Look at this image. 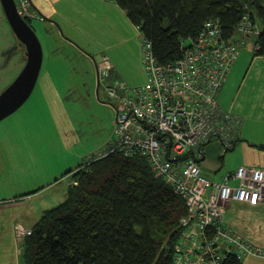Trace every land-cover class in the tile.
Masks as SVG:
<instances>
[{
	"label": "built area",
	"instance_id": "1",
	"mask_svg": "<svg viewBox=\"0 0 264 264\" xmlns=\"http://www.w3.org/2000/svg\"><path fill=\"white\" fill-rule=\"evenodd\" d=\"M14 2L22 17L42 21L28 13V0ZM201 26L195 39L181 45L174 64H160L150 42H142L146 81L133 90L118 80L106 88L107 104L114 111L110 144L85 165L114 153L142 157L154 178L183 200L186 215L179 221L172 264H222L229 255L239 261L264 259L263 248L225 223L231 203H264V169L241 165L222 181L211 180L200 169L205 145L216 142L224 153L240 138L241 118L223 110L218 94L244 39L258 33L257 24L245 12L229 37L218 20L208 19ZM110 69L108 62L96 65L99 81ZM14 233L20 243L32 232L16 225Z\"/></svg>",
	"mask_w": 264,
	"mask_h": 264
},
{
	"label": "rangeland",
	"instance_id": "2",
	"mask_svg": "<svg viewBox=\"0 0 264 264\" xmlns=\"http://www.w3.org/2000/svg\"><path fill=\"white\" fill-rule=\"evenodd\" d=\"M76 6L78 15L72 8L63 11L64 7L58 9L53 18H47L39 25L35 20L29 21L43 48L44 64L31 96L21 108L0 122L1 203L28 199L40 189L42 195L36 198L41 201L40 205H36L39 209L43 206L48 211L56 208L69 190L65 197L67 200L74 187L69 189L71 177L77 182L73 174L75 170L57 180L67 170L71 171V166L76 167L82 158L92 154L86 153L91 145L83 141L76 144L72 140L74 135L65 140L67 144L62 142L61 137L66 134L64 129H80L85 136L90 137L93 134L101 136L112 129L114 120V112L98 103V95L101 102L109 100L101 96L102 87L96 95L94 62L97 65L108 62L112 68L114 66V71L122 74L125 85L131 90L143 86L146 81L139 33L115 2L78 0ZM57 7L60 8L59 5ZM17 10L20 11L18 6ZM3 14L0 11V27L3 28L0 30V94L12 85L26 62L24 47L10 56H2L4 51L13 48L14 43ZM72 21L78 22L76 27L83 34L73 31ZM80 22L83 28H80ZM256 24L257 31L262 29L258 20ZM257 40L258 35L251 33L241 44L239 60L234 67L237 66L239 71H236L237 79L230 87L228 102L232 104L230 112L241 117L243 138L250 142L248 145L264 154V76L258 78L256 74L259 70L264 72V58L255 56ZM244 79L243 84H240ZM49 86L54 89L53 93L41 94ZM118 92L123 93L120 90ZM55 94L56 98L51 99ZM239 106L243 107L242 112ZM30 121L32 126L25 123ZM101 150L97 149L93 154ZM67 152L70 157L65 158L64 163L68 168L61 171L62 154L67 155ZM60 181H63L61 186L54 188ZM259 205L264 206V203ZM21 244L16 246L8 235L0 243V255L8 251L11 245L20 251Z\"/></svg>",
	"mask_w": 264,
	"mask_h": 264
},
{
	"label": "trees",
	"instance_id": "3",
	"mask_svg": "<svg viewBox=\"0 0 264 264\" xmlns=\"http://www.w3.org/2000/svg\"><path fill=\"white\" fill-rule=\"evenodd\" d=\"M113 1L162 65L176 63L181 45L208 19L218 20L229 37L245 12L261 23L254 53L264 57V0ZM88 159L75 169L67 200L47 211L22 242L21 263L172 264L183 200L154 178L142 157L114 153L85 165ZM222 264L240 261L229 255Z\"/></svg>",
	"mask_w": 264,
	"mask_h": 264
},
{
	"label": "crops",
	"instance_id": "4",
	"mask_svg": "<svg viewBox=\"0 0 264 264\" xmlns=\"http://www.w3.org/2000/svg\"><path fill=\"white\" fill-rule=\"evenodd\" d=\"M28 1L30 2L28 13L30 15L31 13H34L37 16L42 18V21L34 19L36 23H38L37 25H39V23H43L44 20L47 18H53L55 14L58 13L57 10L58 9L62 10L64 7L65 9H63V11H66L72 8V11H75L76 14L78 15V10H76L77 8L76 3L78 2V0H28ZM58 5L60 6V8L57 7ZM0 11H1V14H3V11L1 9V4H0ZM3 15L5 16V14ZM70 23L73 24L71 25V28L73 29L74 32L76 31V32H79V34H83V31L79 30L76 27V24L78 23L77 21H72ZM79 26L80 28L82 27L81 22ZM65 28H67V24H65ZM56 29L57 28L55 27V30ZM0 30H3V28L0 27ZM260 30L261 28H259L257 32L259 33ZM11 33L13 35L12 30H11ZM62 38L63 37L60 36V40H62ZM13 39H14V43L12 44V46L16 45V42H17L15 35H13ZM42 51H43V48H42ZM43 59H44V56H43ZM43 64H44V61L42 62V65ZM94 64H95V68H94L95 81H96V86L98 87V91L96 95H98L99 89L100 87H102L101 96L106 97V99L109 100L105 94V90L107 87H110L112 81L116 78L118 81L124 83L122 74H120L119 72H115L114 71L115 68L113 66L114 68L112 69L113 74L112 75L108 74V76L102 77L104 78L103 80L99 81V76L96 74L97 64L95 62ZM235 64L231 67V71L225 78L226 81L218 94V102L220 103V106L223 108L224 111L228 113H231L230 111H232V108H231L232 104L228 102L229 96L231 94L230 87H232V83L236 81L237 79V76H235L237 73L236 71L237 70L239 71V68H237V66L234 69ZM238 66H241V64H238ZM256 74L258 78L264 76V72L260 70L257 71ZM244 81L245 79L242 80L240 84H243ZM53 90L54 89L49 86L48 88L44 89L41 94H45V95L52 94ZM56 94H57V91H56ZM56 94L53 95L51 99L54 100V97L56 98ZM97 98H98V103L100 106L102 105L104 107H107L111 110V112H114L113 108H110L107 104L109 101L105 100L101 102L99 95ZM238 108L241 112L243 111V107L239 106ZM25 123H28L29 125L32 126L31 121L25 122ZM242 126L243 124L241 125V128H240V133H239L240 138L233 145L234 146L233 149L223 153L221 146H219V144L213 141L212 143H209L204 146V153L202 157L203 159L200 164V169H202V173L206 175L208 178H210L211 180L222 181L223 180L222 178L224 177L225 173H227L228 171L236 170V168L241 165L246 166V167L247 166L256 167V168L260 167L264 169V154L256 151L251 145H248L250 142L246 140L245 138H243ZM64 130L66 134L61 137L62 142L67 144L65 140L71 139L72 136L74 135L72 140L76 141L77 142L76 144L83 141V142H86L88 146L89 144L91 145L89 147V151L86 152L88 154L94 155L93 151H97V149L103 150L109 147L110 141L108 142V138L110 139L109 136H111L112 129H110V131L106 133H102L101 136H98L97 134H93L91 137L85 136L84 132H82L80 129L72 130L71 128H65ZM92 155H90L89 157H92ZM69 157H70L69 152H67V155L62 154V163H61L62 170L61 171L68 168V165L64 163V160L65 158L68 159ZM85 159L87 158H82V160L77 163L76 167L71 166V169L69 170L73 172L77 167L81 165V163ZM71 171L67 170V172H71ZM61 183H63V181H60L58 184L54 185L56 186L54 188L60 187ZM3 185L6 186V184H3ZM69 186H70L69 189H71L72 186H74V180L72 177H71V183ZM40 190L36 194H32L31 196H29L28 199H19L18 201L7 202V203L0 202V243L4 242L5 238H7L9 235L11 239L13 240V243L16 246L20 245L21 243L18 244L16 237H15L14 226L21 225L25 229L30 230L36 223L39 222L40 218L48 211L47 209H45L44 206L40 207V209L39 207L36 206V205H40L41 203V201L36 199L37 197L42 195L41 194L42 192H40ZM67 192H65V197H66ZM65 197L64 199H62V202H60L61 204L64 201H66ZM19 203H23V204H19ZM225 223H228L230 227L234 229V231H236L237 233H240L249 242L253 243L254 245H256L257 247L261 249L262 248L264 249V206L263 205H259L258 207H252V206L244 205L238 202L232 203L227 209ZM18 251H19L18 249H16L15 247L11 245V248H9L8 251L4 252L3 255H0V260L2 261L1 264H14V262L15 264H22L21 257L19 255L20 253ZM240 264H264V259L246 257V258L241 259Z\"/></svg>",
	"mask_w": 264,
	"mask_h": 264
},
{
	"label": "water",
	"instance_id": "5",
	"mask_svg": "<svg viewBox=\"0 0 264 264\" xmlns=\"http://www.w3.org/2000/svg\"><path fill=\"white\" fill-rule=\"evenodd\" d=\"M8 25L15 35L17 44L4 51L2 56H10L12 52L25 48V65L15 81L2 90L0 94V122L21 108L31 96L42 69L43 51L33 27L26 23L17 10L14 0H0Z\"/></svg>",
	"mask_w": 264,
	"mask_h": 264
},
{
	"label": "flooded vegetation",
	"instance_id": "6",
	"mask_svg": "<svg viewBox=\"0 0 264 264\" xmlns=\"http://www.w3.org/2000/svg\"><path fill=\"white\" fill-rule=\"evenodd\" d=\"M16 44H17V42H16ZM21 49V48H20ZM97 91H98V87H97Z\"/></svg>",
	"mask_w": 264,
	"mask_h": 264
},
{
	"label": "clouds",
	"instance_id": "7",
	"mask_svg": "<svg viewBox=\"0 0 264 264\" xmlns=\"http://www.w3.org/2000/svg\"><path fill=\"white\" fill-rule=\"evenodd\" d=\"M17 5V4H16ZM19 12V11H18ZM25 19V18H24ZM256 35H258V33L256 34Z\"/></svg>",
	"mask_w": 264,
	"mask_h": 264
}]
</instances>
